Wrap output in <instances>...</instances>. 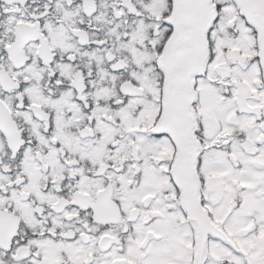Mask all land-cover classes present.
Listing matches in <instances>:
<instances>
[{"label": "snow or ice", "instance_id": "6c2138e0", "mask_svg": "<svg viewBox=\"0 0 264 264\" xmlns=\"http://www.w3.org/2000/svg\"><path fill=\"white\" fill-rule=\"evenodd\" d=\"M0 264H264V0H0Z\"/></svg>", "mask_w": 264, "mask_h": 264}]
</instances>
